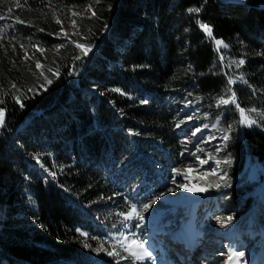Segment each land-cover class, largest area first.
I'll return each mask as SVG.
<instances>
[{
	"label": "trees",
	"instance_id": "1",
	"mask_svg": "<svg viewBox=\"0 0 264 264\" xmlns=\"http://www.w3.org/2000/svg\"><path fill=\"white\" fill-rule=\"evenodd\" d=\"M187 105L225 135L196 224L235 221L250 264L262 242L247 234L264 230V0H0V264L138 261L124 230L184 216L160 194L188 176ZM247 158L261 188L244 182Z\"/></svg>",
	"mask_w": 264,
	"mask_h": 264
},
{
	"label": "rangeland",
	"instance_id": "2",
	"mask_svg": "<svg viewBox=\"0 0 264 264\" xmlns=\"http://www.w3.org/2000/svg\"><path fill=\"white\" fill-rule=\"evenodd\" d=\"M219 1L235 4L245 3V0ZM72 13L77 16L92 15L91 7L83 11H72ZM58 24L59 30L57 32V37L60 39L73 40L74 35L78 33L77 28L75 26L68 25L61 20H59ZM215 44L217 47H226L225 43L220 39L215 40ZM35 49H37L38 51L41 50V48ZM53 51L56 50H51V52ZM22 56H31V51L28 49H23ZM178 116L185 126L183 134H186L182 139V148L184 152L183 161H186V163L184 164V168L186 169L188 176L185 178L173 179L166 183L165 190L160 194V199L169 207L171 213H177L182 216L184 215L179 222V224H181L182 220L184 219L185 221L190 218L194 220L195 216L193 213H195V210L197 211V207L201 204V202L207 198L205 193L206 188L198 179L205 178L207 174L216 176L223 175L222 165L214 157L218 153L219 148L221 147V141L223 140L225 135H220L214 127V124H208L207 118L203 114L196 111L192 105L182 107L178 111ZM4 120L5 113L4 111L0 110V130L4 127ZM153 169L156 172L158 171L156 167H154ZM241 174H244L245 183L253 184L254 182H257V187H262V182H259L258 180V167L254 165L248 158L243 166ZM161 218V216L155 218V225L153 227L151 226V229L148 228L150 222L146 218L138 224H132V228L124 230V235L121 237H117V240L122 241L126 249L138 261H149L154 258H165L166 260H171L169 257H164V255L162 254V251L160 250L161 244L158 240L162 238L160 237V235L163 236L165 234L172 233L173 231L171 230L167 233L164 231V228L159 227V225L156 224L161 222ZM234 222L235 221L228 218L224 221L225 225L217 224L206 229V231L209 232L207 234L214 237L213 239H215V237L222 238L221 235L225 234L222 231L223 226L224 228L229 227ZM136 226L137 229L135 228ZM182 227H185V223L180 225L179 229H181ZM197 227L199 226L197 225ZM229 233L233 234H230V239L232 238V236L233 239L226 242V246L232 247L233 240L238 237V232L236 234L233 232ZM247 237L250 239L254 238L257 241L262 242V246L260 247L259 252L256 254L253 262L251 263L254 264L256 263L257 256H259L258 254L261 253V250L263 249L262 247L264 245V230L257 231L254 237L251 232H248ZM217 250L222 251V249ZM225 251L227 252L226 256H232V259L229 260V262L231 264H238L234 251L231 249ZM217 256L220 257V254H218ZM223 258H220V261L218 262H223L225 260ZM171 263L176 264V262H174L173 260H171Z\"/></svg>",
	"mask_w": 264,
	"mask_h": 264
},
{
	"label": "bare ground",
	"instance_id": "3",
	"mask_svg": "<svg viewBox=\"0 0 264 264\" xmlns=\"http://www.w3.org/2000/svg\"><path fill=\"white\" fill-rule=\"evenodd\" d=\"M193 214L195 216L194 220L190 218L191 220L188 219L185 221L184 219L182 220L181 224H179L175 227V229L172 230V233L167 232L168 234L162 236V238L160 239V249H162L161 246H163V244H165V246L167 245L171 250H173L174 254L177 253L178 256H180L184 264H199L198 262L200 258H204V264H224L223 262L219 263L218 261H220V258H223V256L221 255H224L227 252L215 250H229L230 247L226 246V242H228L229 239L221 234L220 235L222 238L215 237V239H213L214 237L207 234L209 232L202 229L201 227L200 228L202 230L197 227L196 210ZM183 223H185V227L179 229L180 225H182ZM214 254H220V257L215 255L216 257L210 260L209 258ZM258 255L259 256H257L256 258V264H264V252L263 255H261L260 253ZM223 259H225V257ZM150 261H157L158 264H172L169 260H166L165 258H154L149 261L147 260L146 263H150ZM225 262L226 264H231L230 262L228 263V261Z\"/></svg>",
	"mask_w": 264,
	"mask_h": 264
}]
</instances>
